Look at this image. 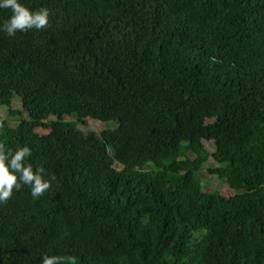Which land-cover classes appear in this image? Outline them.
Wrapping results in <instances>:
<instances>
[{
  "label": "trees",
  "instance_id": "1",
  "mask_svg": "<svg viewBox=\"0 0 264 264\" xmlns=\"http://www.w3.org/2000/svg\"><path fill=\"white\" fill-rule=\"evenodd\" d=\"M22 3L50 23L0 32V144L55 179L0 204V264H264V0Z\"/></svg>",
  "mask_w": 264,
  "mask_h": 264
},
{
  "label": "clouds",
  "instance_id": "2",
  "mask_svg": "<svg viewBox=\"0 0 264 264\" xmlns=\"http://www.w3.org/2000/svg\"><path fill=\"white\" fill-rule=\"evenodd\" d=\"M0 9L11 10L7 22L0 25V32L9 37L15 36L17 32L46 29L50 23L48 8L33 10L22 3V0H0ZM31 156L32 149L27 145L9 151L0 144V204L6 203L12 197L14 189L20 190L25 185L30 186L34 199L41 197L51 187V181L55 177L46 179L43 167L33 169L27 162ZM62 260L59 256L46 255L42 264H62Z\"/></svg>",
  "mask_w": 264,
  "mask_h": 264
},
{
  "label": "rangeland",
  "instance_id": "3",
  "mask_svg": "<svg viewBox=\"0 0 264 264\" xmlns=\"http://www.w3.org/2000/svg\"><path fill=\"white\" fill-rule=\"evenodd\" d=\"M21 109H22L21 99L18 97H15L11 109L0 108V124L5 121H9V123H17L18 122L17 119L13 118V116H11V113L14 111L19 112L21 111ZM81 127L84 131H86L87 133H90V132L105 131L110 126L95 122L91 119H88L87 125L86 126L82 125ZM204 143L207 146V148L210 150V152L212 153L215 152L216 147L213 142L204 141ZM203 175L205 177L204 183H205L206 188H208L211 191L216 190L215 187H213V178L207 175L206 172H204Z\"/></svg>",
  "mask_w": 264,
  "mask_h": 264
}]
</instances>
